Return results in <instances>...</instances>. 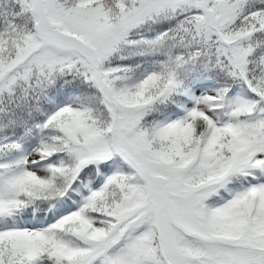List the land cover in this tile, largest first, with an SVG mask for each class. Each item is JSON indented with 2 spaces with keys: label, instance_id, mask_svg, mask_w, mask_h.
Masks as SVG:
<instances>
[{
  "label": "snow or ice",
  "instance_id": "snow-or-ice-1",
  "mask_svg": "<svg viewBox=\"0 0 264 264\" xmlns=\"http://www.w3.org/2000/svg\"><path fill=\"white\" fill-rule=\"evenodd\" d=\"M0 264H264V0H0Z\"/></svg>",
  "mask_w": 264,
  "mask_h": 264
}]
</instances>
